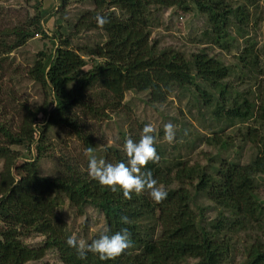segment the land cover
I'll list each match as a JSON object with an SVG mask.
<instances>
[{
	"label": "trees",
	"instance_id": "trees-1",
	"mask_svg": "<svg viewBox=\"0 0 264 264\" xmlns=\"http://www.w3.org/2000/svg\"><path fill=\"white\" fill-rule=\"evenodd\" d=\"M257 1L93 0L95 10L89 26L108 35L106 43L93 51L103 62H94L86 70L87 60L71 48L69 40L62 41L54 52L39 53L29 75L48 88L53 96L51 104L23 106L17 130L11 121L6 124L0 119V264L38 261L50 250L59 254L63 264H182L188 259L197 264H226L236 249L235 237L251 229L262 233V238L247 240L243 264H264V201L258 197L256 184V179L264 176L260 148L245 165L226 160L219 166L191 165L168 160L155 138L159 160L149 162L142 172H150L157 187L167 191V198L160 203L154 202L148 191L126 199L119 189L112 192L102 187L88 175V164L66 155L58 157L53 176L43 175L39 162L46 132L53 127L74 133L86 151L91 148L96 154L98 144L83 117L102 120L109 118L110 112L123 111L128 91L147 93L150 102L164 103L174 91L193 88L196 102L210 108L215 123L222 125L219 131L248 124L245 130L239 129L246 131L242 133L247 140L256 142V125L264 123V102L251 100L256 93L251 87L246 92L238 87L253 69L264 72V42L258 47L247 32L251 20L259 26L258 12L251 11ZM168 8L184 12L193 8L205 15L203 41L222 50L234 49L235 64H226L205 48L190 57L176 50H159L151 40L153 10ZM98 15L106 17L108 23L99 26ZM33 23L37 31H43L39 21ZM9 34L15 35V41L8 44L0 40V53L20 47L34 36L23 26L10 28ZM240 37L246 43L236 46ZM2 94L0 90V116L8 107ZM133 134L129 138L139 141L140 134ZM217 134L209 136L208 144L227 147ZM37 136L43 141L37 143ZM26 143L29 149L35 144L36 156L20 163L21 154L14 147ZM102 155L112 164L127 159L123 146H106ZM61 196L80 212L88 206L99 209L109 234L127 228L130 247L113 260L102 261L92 253L81 260L66 244L71 235L65 220L56 213ZM199 198L209 204L194 209ZM210 211L215 212L213 218L207 215ZM121 217H127L128 222L123 223ZM33 233L44 236L41 246L32 247L24 241Z\"/></svg>",
	"mask_w": 264,
	"mask_h": 264
},
{
	"label": "rangeland",
	"instance_id": "rangeland-1",
	"mask_svg": "<svg viewBox=\"0 0 264 264\" xmlns=\"http://www.w3.org/2000/svg\"><path fill=\"white\" fill-rule=\"evenodd\" d=\"M155 9L152 15L151 40L158 44L159 50H176L190 57L205 48L207 52L216 55L226 64H235L234 49L222 50L203 41V33L207 27L205 15L193 8L185 12L175 8ZM94 10L93 0H0V40L12 44L15 35L9 34L10 28L17 26L28 28L34 33V36L22 46L10 52L0 53V90L3 93L4 104L8 106L6 109L2 108L4 114L0 116L4 123L9 124L11 121L13 128L17 130L23 116V106L40 107L44 103L51 104L53 96L49 95L48 88L29 75V70L40 52H54L62 41L69 40L71 48L87 60L86 70L94 62H103V59L98 58L93 51L97 46L106 43L108 35L102 29L89 26L92 17L90 14ZM251 11L258 12L260 21L258 26L251 20L247 28L248 37L255 39L260 47L264 42V0H258L253 4ZM36 20L41 24L43 31H37L38 26L33 23ZM245 43L244 37H240L236 46ZM261 63H264V59ZM245 79V83L238 88L246 92L251 87L252 91L256 92L251 100L264 102V72L261 74L257 69H253L249 78ZM234 84L237 85L236 82ZM192 90L193 88L190 91H174L164 103L150 102L147 93L128 91L124 98L123 111L110 112V117L102 120L84 116L83 120L90 127L89 133L98 144L94 154L96 158L103 159L102 153L106 146L122 148L125 140L132 133L134 136L139 135L145 124H151L155 129L153 135L168 160L178 159L191 165L200 163L203 166H219L221 160H226L245 165L255 158L257 148L264 152V123L260 126V121L256 125V134H258L256 142L251 138L247 140L242 133L246 132L243 130L248 124L238 123L233 127L225 128L224 131H219L222 125L215 123L210 108L196 102ZM169 123L175 129V139L171 144L164 139V126ZM240 127L243 130L240 131ZM215 133L228 143L227 147L208 144L207 139ZM39 138L37 136V143ZM45 138L44 152L39 159L43 175L53 176L57 172L59 156L66 155L71 160H80L81 163L88 164L87 151L74 133L65 128L53 127L46 132ZM28 147V143L14 147L21 154L20 163L32 160L36 156L35 144L31 145L30 149ZM2 167L3 160L0 159V171ZM256 182L258 197L264 201V176L257 178ZM60 198L61 203L56 213L65 220L71 237L87 244L95 235L105 231L106 218L99 209L88 206L80 212L67 197ZM201 201L202 198H199V203H193L194 209H197L199 204L205 206L209 204L206 200ZM207 215L213 218L215 212L210 211ZM261 234L251 229L250 232H241L237 235L236 249L226 264H243L246 258L244 250L247 240L251 237L262 238ZM43 240L44 236L37 233L24 238V241L32 247L41 246ZM27 264L63 263L59 254L50 250L41 260ZM182 264H197V261L188 259Z\"/></svg>",
	"mask_w": 264,
	"mask_h": 264
},
{
	"label": "clouds",
	"instance_id": "clouds-1",
	"mask_svg": "<svg viewBox=\"0 0 264 264\" xmlns=\"http://www.w3.org/2000/svg\"><path fill=\"white\" fill-rule=\"evenodd\" d=\"M96 22L99 26L108 23L106 17L98 15ZM155 129L151 124H145L140 133L139 141L127 138L123 144V151L127 157L126 161L116 164L106 163L103 159L98 160L89 148L87 172L88 175L98 182L102 187H106L112 192L118 189L126 199H131L133 194L139 195L148 191L150 198L160 203L167 198V191L157 187V181L150 172H142V169L149 163L159 160V155L155 145L153 135ZM164 139L172 143L175 139V129L172 124L164 126ZM123 223L128 222L127 217H121ZM66 244L74 248L81 260L86 259L88 253L98 255L102 261L113 260L120 256L130 247V233L127 228L109 234L108 231L102 232L90 243L85 244L74 237H68Z\"/></svg>",
	"mask_w": 264,
	"mask_h": 264
}]
</instances>
